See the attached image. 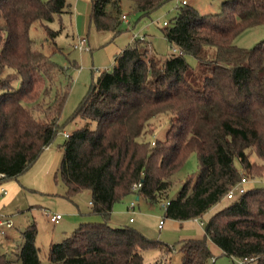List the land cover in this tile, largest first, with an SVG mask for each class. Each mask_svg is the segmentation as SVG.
Listing matches in <instances>:
<instances>
[{
	"label": "trees",
	"instance_id": "16d2710c",
	"mask_svg": "<svg viewBox=\"0 0 264 264\" xmlns=\"http://www.w3.org/2000/svg\"><path fill=\"white\" fill-rule=\"evenodd\" d=\"M166 1L133 4L150 16ZM122 2L91 0L90 23L117 36ZM69 11L67 0H0V173L5 180L33 165L61 130L70 77L63 87L67 68L38 47L30 30L40 23L55 39L61 30L48 23ZM260 24L264 0H225L220 12L206 15L184 4L163 29L178 51L162 57L145 37L134 38L114 68L93 81L70 117L85 123L61 144L58 170L68 196L89 189L90 214L102 220L82 222L53 242L47 262L39 255L37 226L30 224L22 232L20 264H145L143 251L156 241L130 226L113 225L114 205L131 193L151 202L166 197L171 176L193 152L199 171L169 199L168 218L201 217L244 175H264V41L252 48L233 42ZM187 55L198 59V68ZM161 118L168 120V129L163 139L154 140ZM226 199L202 238L182 241V264H214L209 240L232 259L264 264V186ZM12 262L0 254V264Z\"/></svg>",
	"mask_w": 264,
	"mask_h": 264
},
{
	"label": "rangeland",
	"instance_id": "374dc122",
	"mask_svg": "<svg viewBox=\"0 0 264 264\" xmlns=\"http://www.w3.org/2000/svg\"><path fill=\"white\" fill-rule=\"evenodd\" d=\"M67 1L70 3V11L61 16L57 15L48 23L49 27L61 30L55 39L48 36L40 23L34 24L30 30V35L38 47L51 54L55 62L67 68V75L61 82L62 86L66 87L70 77V94L61 116V130L54 141L18 178L6 179L3 183L8 192H0V211L8 214L6 219L12 222V227L5 228L4 233L0 232V253H5L13 260L12 264H20L16 256V237L19 238L20 231L29 224L37 226L36 243L40 247L39 255L42 261L47 262L52 242L61 241L65 232L73 231L82 218L89 220L91 216H95L88 214L91 208V191L85 189L70 198L58 170L63 158L61 144L67 139L65 134L85 123L81 118L72 120L70 117L93 81L97 80L102 71L114 68L117 55L136 37H145L152 50L159 56L166 57L176 52L165 37L163 29L164 22L171 24L178 15L179 8L184 6L182 0H167L150 16H142L136 11L133 0H123L122 14L127 15V20H123L121 16L122 32L117 36L112 31L97 30L90 23L91 0ZM186 1L188 6L197 9L201 15H206L220 12L225 0ZM83 36L88 38L89 50L74 47L78 37ZM260 41H264V24L246 29L237 35L233 42L241 47L252 48ZM187 60L194 68L199 67L196 57L187 55ZM74 61H77L78 66L73 65ZM167 129L166 118L157 120L152 139H163ZM198 171V154L193 152L171 176L172 185L165 192L166 197L158 202H151L143 196L138 198L137 194L131 193L114 205L110 221L113 225L130 226L156 241V245L143 251L145 264H182V254L179 250L182 241L203 237L211 216L229 203V200L224 198L198 218L178 220L166 217L164 203L176 197L186 178L196 175ZM252 180L254 186H264V175ZM131 202H135L134 207H131ZM51 214H61L62 218L53 222L50 219ZM209 243L215 257L214 264H237V260L224 255L218 245L211 240ZM251 264L259 263L255 261Z\"/></svg>",
	"mask_w": 264,
	"mask_h": 264
},
{
	"label": "built area",
	"instance_id": "2783aa9c",
	"mask_svg": "<svg viewBox=\"0 0 264 264\" xmlns=\"http://www.w3.org/2000/svg\"><path fill=\"white\" fill-rule=\"evenodd\" d=\"M182 4H187L186 0H182L181 1ZM122 19L123 20H127V15L126 14H122ZM169 23L167 21L164 22V25H168ZM88 38L86 36L83 37H78V41L75 43L74 47L77 49H81V50H89V45H88ZM175 51H178L177 48L174 49ZM66 137H69V133L65 134ZM153 143H155L153 141ZM5 180V175L3 173H0V187H1V191L4 194H7V189H5L4 186H2V182ZM253 183L252 178H249L248 176L244 175L241 180L236 183L231 189H229V191L226 193V198L228 199H234L236 196L241 195L243 193H245L251 186V184ZM141 186V183L135 184L134 185V189H138ZM139 198V196H138ZM169 203V200L166 201L164 203L165 207L167 206V204ZM135 206V202H131V207ZM62 218L61 214H51L50 215V219L53 222H58L60 219ZM132 220V218H131ZM201 224H204L203 221H201ZM12 227V222L6 218H4L3 216H0V232L4 233L5 232V228H10ZM212 261H215V257L212 258ZM253 261V259H246V260H237V264H251Z\"/></svg>",
	"mask_w": 264,
	"mask_h": 264
},
{
	"label": "crops",
	"instance_id": "0c3cea01",
	"mask_svg": "<svg viewBox=\"0 0 264 264\" xmlns=\"http://www.w3.org/2000/svg\"><path fill=\"white\" fill-rule=\"evenodd\" d=\"M70 133H71V132H70ZM70 133H69V134H70ZM4 181H5V180H4ZM4 181L2 182V186H4V184H3V183H5ZM251 186H254V185L251 184ZM0 192H1V194H4V193L1 191V188H0ZM3 203H5V201H4ZM90 204H91V199H90ZM90 211H91V208H90ZM90 211L88 212V214H90ZM0 216H3V217L6 218V216H8V214H7V213H4V212H2V211H0ZM100 218H101V216H99V215L91 216L89 220L82 218L80 223H82V222H88V221H99ZM92 219H97V220H92ZM101 219H102V218H101ZM200 223H201V221H200ZM29 225H30V224H29ZM29 225H28V226H29ZM28 226H27V227H28ZM27 227H26V228H27ZM26 228H25V229H26ZM25 229H24V230H25ZM24 230H21V231H20V235H19L20 237H19V238L16 237V239H17V241H18L17 248H16V256H17V252L19 251V248H20V246H21V244H22V242H23L22 232H23ZM66 233H68V232H65V235H66ZM204 235H205V233H204ZM64 237H65V236H64ZM64 237H63V238H64ZM63 238H62V239H63ZM201 238H202V237H201ZM14 240H15V239H14ZM52 243H53V242H52ZM52 243H51V244H52ZM51 244H50V245H51ZM39 248H40V247H39ZM2 253H3V252H2ZM0 254H1V253H0Z\"/></svg>",
	"mask_w": 264,
	"mask_h": 264
}]
</instances>
